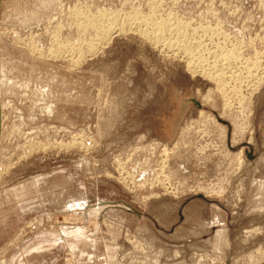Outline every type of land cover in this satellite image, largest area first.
Here are the masks:
<instances>
[{
    "label": "rangeland",
    "instance_id": "obj_1",
    "mask_svg": "<svg viewBox=\"0 0 264 264\" xmlns=\"http://www.w3.org/2000/svg\"><path fill=\"white\" fill-rule=\"evenodd\" d=\"M0 264H264V0H0Z\"/></svg>",
    "mask_w": 264,
    "mask_h": 264
},
{
    "label": "bare ground",
    "instance_id": "obj_2",
    "mask_svg": "<svg viewBox=\"0 0 264 264\" xmlns=\"http://www.w3.org/2000/svg\"><path fill=\"white\" fill-rule=\"evenodd\" d=\"M186 34V33H185ZM183 35V34H182ZM206 45V44H205ZM190 64V63H189ZM208 74H209V72H208ZM230 88V87H229ZM226 95V94H225Z\"/></svg>",
    "mask_w": 264,
    "mask_h": 264
}]
</instances>
